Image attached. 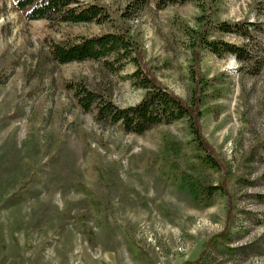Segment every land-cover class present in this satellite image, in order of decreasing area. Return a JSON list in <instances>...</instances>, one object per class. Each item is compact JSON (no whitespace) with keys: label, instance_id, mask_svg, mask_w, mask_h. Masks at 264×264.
<instances>
[{"label":"rangeland","instance_id":"374dc122","mask_svg":"<svg viewBox=\"0 0 264 264\" xmlns=\"http://www.w3.org/2000/svg\"><path fill=\"white\" fill-rule=\"evenodd\" d=\"M218 2L217 19L260 26L248 63L202 52L201 71L213 79L203 133L226 165L208 171L226 194L207 206L171 176L172 160L185 168L194 158L184 120L125 133L96 122L58 84L82 80L120 106L142 99L127 78L132 63L113 73L50 58V43L108 26L27 20L0 0V264H264V0ZM198 14L193 3L160 10L151 0L130 21L157 78L185 100L190 53L167 33L174 15L194 26ZM166 140L183 149L159 161Z\"/></svg>","mask_w":264,"mask_h":264},{"label":"trees","instance_id":"16d2710c","mask_svg":"<svg viewBox=\"0 0 264 264\" xmlns=\"http://www.w3.org/2000/svg\"><path fill=\"white\" fill-rule=\"evenodd\" d=\"M27 20L46 19L53 26L62 23H96L108 26L99 34L75 35L50 43V58L58 64L71 62H93L113 73L120 72L128 63L135 66L127 76L133 85L144 90L142 99L128 106L118 105L110 94L91 88L82 80H58L76 104L85 113H91L102 125L117 126L125 133L148 134L163 125L184 120L193 150V157L187 160V167L167 157L169 152L178 155L180 143L165 141V159L172 160L174 181L182 188H188L198 204L211 205L219 194H226L223 183L214 184L206 179L208 171H220L226 167L214 153L213 146L204 133L202 120L205 103L210 97L208 89L213 79L201 71L202 52L210 51L219 58L235 56L241 63L252 59L251 48L257 39L254 28L260 26L249 20H222L215 17L218 0H155L160 10L170 6L195 4L199 14L195 25L174 15L169 25L168 36L175 48L187 49L190 53L188 76L191 81L189 99L185 100L165 86L156 76L153 67L146 60L141 41L132 32L130 21L151 0H129L123 7L113 8L104 0L83 3L79 0H13ZM105 2V3H104ZM222 34L238 35L245 40L237 44L222 38ZM256 62H261L258 59ZM264 198V196H263ZM223 234L220 235V237ZM214 238L218 239L216 235ZM213 241V237L211 238ZM211 241V242H212Z\"/></svg>","mask_w":264,"mask_h":264}]
</instances>
